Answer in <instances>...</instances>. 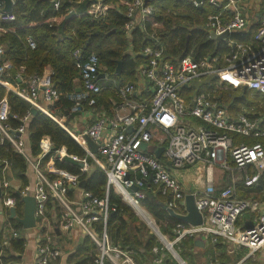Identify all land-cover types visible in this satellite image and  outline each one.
Listing matches in <instances>:
<instances>
[{
	"label": "built area",
	"instance_id": "1",
	"mask_svg": "<svg viewBox=\"0 0 264 264\" xmlns=\"http://www.w3.org/2000/svg\"><path fill=\"white\" fill-rule=\"evenodd\" d=\"M191 1L194 7L207 2L219 9L217 14L206 17L205 26L214 36L228 32L227 37L219 39L226 52L195 57L190 51L171 63L163 60L161 50L144 48L142 54L147 61L136 68L135 83L119 88L121 102L115 106L111 117L95 113L83 131H67L84 151L83 157L67 154L64 147L54 149L46 136L40 139L38 154H31L26 130L30 110L48 115L45 106L54 102L57 94L49 81L41 76H31L23 88L7 85L1 76L10 65L2 60L0 45V84L27 102L30 108L18 118V126L11 127L8 118L15 116L10 115L6 99H0V147L5 143L18 154L29 174L25 184L13 185L11 163L0 156V215L4 217L0 223L1 246L6 247L10 239L21 237L23 252L31 246L32 264H58L62 254L50 235L56 230H78L94 244L89 264H136L131 251L113 244L107 233L109 192L117 194L123 202L127 198L143 209L139 204L144 198L143 188L152 187L167 198L163 204L166 208L184 215L186 193L173 172L202 164L204 186L192 193L202 223L196 226L175 223L171 240L162 238L147 224L159 238V245L151 248L154 254L151 264H186L176 250V245L186 237H197L210 244L221 243L229 252L239 248H245L247 255L264 252V211L254 217L249 227L237 225L243 213L258 211V202L236 197L230 185L216 189L212 179L213 169L217 168L219 171H237L246 187L258 181L259 172L264 169V147L259 142L234 144L233 137H264V118L248 116L246 112L231 117L217 98L210 96L207 90H199L215 81L214 85L226 83L232 88L264 95V0ZM102 10L100 0H95L91 13L99 16ZM151 14L152 8L144 0H133L125 12L128 18L124 25L126 33ZM13 19L10 11H3L0 2V23ZM252 24H255L253 29ZM236 32L249 33L250 38L247 41L231 38L230 35ZM27 43L29 48L34 47L32 40L28 39ZM72 57L77 61L76 67L81 69L83 83L82 91L71 96L77 110L81 100H86L88 106L94 104L91 94L100 90L96 83L99 66L93 54L81 64L79 49L72 52ZM209 76L207 83L195 86L196 82ZM188 87H193L194 91L186 103L183 89ZM128 127L130 131H127ZM84 136L96 144L95 154L90 152ZM149 143L154 148H163L158 157L141 149L142 144L148 146ZM64 158L77 164L76 174L55 166V161L61 162ZM88 158L105 175L102 198L78 187L89 168ZM249 166L251 173L246 171ZM133 186L135 190H131ZM75 190L78 192L75 197L68 196V191ZM26 196L33 199L34 226L23 229L15 218H22V198ZM50 199L55 208L48 206ZM125 203L135 211L131 204ZM10 208L14 209L12 218H9ZM135 214L139 215L137 211ZM10 220L19 228H15ZM10 254L18 256L14 251ZM262 258L264 261V253ZM63 264L74 263L65 261Z\"/></svg>",
	"mask_w": 264,
	"mask_h": 264
},
{
	"label": "trees",
	"instance_id": "2",
	"mask_svg": "<svg viewBox=\"0 0 264 264\" xmlns=\"http://www.w3.org/2000/svg\"><path fill=\"white\" fill-rule=\"evenodd\" d=\"M132 1L100 0L103 10L99 16L91 13V5L95 0H15L12 3L10 13L14 19L0 23L2 60L10 65L1 78L9 86L23 88L31 76H40L48 66L51 70L50 85L57 94L55 101L45 106L48 115L37 110L27 123V144L31 154H38L40 139L46 136L54 149L64 147L67 154L83 157L85 153L65 129V121L85 111L93 115L101 112L111 117L115 106L121 102L119 88L135 83L136 68L147 61L142 54L144 48L161 50L163 60L171 63L190 51L195 57L226 52L223 41L211 38L205 26L206 17L219 11L214 5L204 2L201 6L194 7L191 0H144L152 8V14L141 24L136 23L126 33L124 25L128 18L125 12ZM70 11L74 13L68 16ZM254 27L255 24H252L251 29ZM230 37L247 41L250 34L236 32ZM28 39L34 42L33 48H29ZM75 49L80 50L81 64H84L89 55L96 56L99 66L96 83L100 87L98 93L91 94L94 104L88 106L86 100H81L77 110L74 109L71 96L82 91L83 83L81 69L76 67L77 61L72 57ZM118 62L120 71L116 74ZM212 87L203 86L199 90H207L212 95ZM193 89H183L186 103H189ZM2 98L7 101L10 115L15 116L9 117L8 122L11 127L18 126V118L30 109L28 103L0 84V99ZM216 98L222 100L220 102L224 103L231 117L244 112L248 116L264 117L263 94L242 89H226ZM58 120H61L60 124L57 123ZM255 142L264 147V137H233L234 144L251 145ZM0 156L11 163L15 175L25 184L24 160L5 143L0 147ZM87 161L89 168L81 177L85 180L83 189L102 198L105 175L91 159L88 158ZM54 164L72 174L78 171L77 164L69 158H64L61 162L55 161ZM246 171L251 173V167H247ZM236 185L237 191L244 188L245 194L242 196H247L249 192L261 193L264 191V169L259 172L258 181L254 185L246 187L242 181L235 182L234 186ZM143 189L144 198L140 200V205L154 218L159 225V231L171 239L172 228L179 221L171 218L163 209L162 205L167 198L153 191L152 187L144 186ZM71 195L68 191V196ZM48 206L55 208V203L50 199ZM108 206L110 210L106 230L112 243L128 248L136 264H151L154 257L151 248L159 245V241L148 234L142 224L135 223L132 213L112 191L108 194ZM10 222L15 228H19L12 220ZM22 242L20 237L10 239L6 247L0 245V264H11V260L17 258L10 251L21 255ZM193 245V238L182 239L176 245L178 255L185 257V249H190ZM203 250L211 261L215 260L213 255L217 254V262L214 264H233L245 251L240 248L236 252L228 253L225 245L221 243H207ZM93 254L94 244L84 236L75 245L68 259L74 264H89ZM243 264L257 263L248 257Z\"/></svg>",
	"mask_w": 264,
	"mask_h": 264
},
{
	"label": "crops",
	"instance_id": "3",
	"mask_svg": "<svg viewBox=\"0 0 264 264\" xmlns=\"http://www.w3.org/2000/svg\"><path fill=\"white\" fill-rule=\"evenodd\" d=\"M40 76L43 79H47L50 83V76H51L50 68L46 66ZM13 88H16V87H13ZM143 96H145V94ZM93 117H94L93 113L89 111H85L81 114H77L74 117L65 121L66 122L65 129L68 132H72V133L81 132L86 128L87 125H89ZM10 173H11L10 176H11L13 185L17 186L19 184H22V180L15 175V172L12 168H11ZM173 174L175 178L178 179L182 190L186 194H192L195 191H199L204 186L205 170L202 164H195L183 170L174 171ZM24 176L27 182L28 181L27 178L29 174L26 171L24 172ZM240 177H241V174H239L235 170L219 171L217 168H215L213 169V172H212L213 183L217 189H220L223 186L230 185L232 186L236 197L258 202L259 209L257 212L255 211L245 212L242 214V216L237 221L238 227L246 228V227H249L253 223V219L257 214H261L264 211V191H262L261 193L260 192H252V193L249 192L247 196H242V194L243 195L245 194L244 188H241V190L238 189L239 191H237L236 189L237 185L234 186L235 182L242 181ZM71 194H72L71 196L75 197V195H77L78 192L77 190H75L74 192H71ZM3 220H4V217L0 215V223ZM251 220H252V223L250 224ZM64 235H65V242H60L61 236H64ZM50 237H51V240H53V242L55 243V245L60 249V252L62 254V258L60 262H58V264H63V262L65 261L68 263H71V261H69L68 259L69 255L73 253L75 245L81 239L84 238V235L78 230H70L67 232L56 230L53 235H50ZM195 241H196V244H195ZM65 244H70V246H72L71 249H68V250L62 249L61 246ZM193 244H194L193 247L190 249H197L200 251H204L203 249L207 246L206 241L199 239L197 237L193 238ZM30 248L31 246L26 248V250H24V252H22L21 255L16 256L17 258L15 260H11L10 263L11 264H32V254H31ZM225 249H226V252L232 253V252H229V250L226 247ZM236 251H233V252H236ZM263 253L264 252L261 251V252H255L253 255H247V250H246V253L243 254L239 260H241V264H243V261L249 257L253 261H255L257 264H264V261L262 258Z\"/></svg>",
	"mask_w": 264,
	"mask_h": 264
},
{
	"label": "water",
	"instance_id": "4",
	"mask_svg": "<svg viewBox=\"0 0 264 264\" xmlns=\"http://www.w3.org/2000/svg\"><path fill=\"white\" fill-rule=\"evenodd\" d=\"M13 1H15V0H13ZM0 2H2V4H3V11L9 12L11 5H12V1L11 0H0ZM73 13H74L73 11H70L68 16L72 15ZM227 35H228L227 31L223 32L220 35H216V36H214L213 32L210 33V37L217 39V40L225 38V37H227ZM119 71H120V63L118 62L116 69H115V73L118 74ZM210 78L211 77L209 76L200 82H196L195 86L198 87L204 83H207ZM242 90L244 91L245 89L242 88ZM76 91H78V89H76ZM36 112H37L36 109L30 110L31 115H34ZM130 130H131V128L128 127L127 131H130ZM84 140H85L90 152L92 154H95L96 153V144L87 136H84ZM141 149L147 150V146L145 144H142ZM162 149H163L162 147H157V148L152 147V149L149 152L153 153L156 157H158L160 155ZM84 185H85V180L84 179L80 180L78 183V187L84 188ZM135 189H136L135 186L131 187V190H135ZM22 203H23V216H22V218H15V220L23 229H28V228H31L34 226V218H33V205H34V203H33V199H32V197H29V196L23 197ZM184 203H185V211H186V214H184V215H180V214L173 212L171 209L166 208L165 205H162V207L168 213V215L171 218H173L179 222H182V223H185V224H188L191 226L200 225L202 223V218H201L200 213L198 212V210L196 209V207L194 205L193 195L192 194H186L184 197ZM13 216H14V209L10 208L9 209V218H12ZM195 244H196V241H195Z\"/></svg>",
	"mask_w": 264,
	"mask_h": 264
},
{
	"label": "rangeland",
	"instance_id": "5",
	"mask_svg": "<svg viewBox=\"0 0 264 264\" xmlns=\"http://www.w3.org/2000/svg\"><path fill=\"white\" fill-rule=\"evenodd\" d=\"M215 82V81H214ZM214 82L213 84H209L208 86L209 87H212L213 89H211V93L212 95L210 96H213L214 98L218 97V95L220 94V92L222 90H226V89H231L232 91L238 89L239 91L241 90L240 88H232L231 86H229L228 84L226 83H222L221 85H217V83H215L214 85ZM245 91V90H244ZM209 92V91H208ZM210 93V92H209ZM222 101V100H220ZM222 103V102H221ZM224 105V103H222ZM227 112L229 113V111L227 110ZM259 113V112H258ZM230 114V113H229ZM260 114V113H259ZM263 117V116H262ZM264 118V117H263ZM159 135V133H157ZM153 147V144L152 143H149L148 146H147V151L149 152ZM217 172V171H216ZM218 173V172H217ZM235 174V173H234ZM236 175V174H235ZM234 175V176H235ZM120 201L122 202V204L124 206H126L127 209H129V211L132 213V215L134 216L135 218V223L136 224H142L145 229L144 230H147V233L148 234H151L154 238H156V240H158V236L156 235V233L154 232L153 229H151L150 226L143 218H141L139 215L135 214V211H133V209L131 207H129L125 202H123L121 199ZM140 204V203H139ZM141 206V205H140ZM142 207V206H141ZM134 208V207H133ZM143 208V207H142ZM135 209V208H134ZM143 210L148 214L149 216V219L151 221V223L154 225V228L160 233V235L162 236V238H166L168 240H171L170 237L166 236V235H163L160 231H159V225L155 222L154 218L151 216V214L149 212H147L144 208ZM256 215V213H255ZM150 226H148V225ZM60 242H65V235L64 236H61L60 238ZM72 246H70V244H65V245H62L61 248L62 249H71ZM240 249V248H239ZM238 249V250H239ZM177 250V249H176ZM186 253H185V257H182L184 258V262L186 264H214L216 263L217 261V254L213 255V257H215V260L214 261H211L208 259V256L207 254L205 253V251H200V250H197V249H185ZM246 253V250L244 251V254ZM239 260H236L233 264H237ZM241 264V263H239Z\"/></svg>",
	"mask_w": 264,
	"mask_h": 264
},
{
	"label": "bare ground",
	"instance_id": "6",
	"mask_svg": "<svg viewBox=\"0 0 264 264\" xmlns=\"http://www.w3.org/2000/svg\"><path fill=\"white\" fill-rule=\"evenodd\" d=\"M124 200H125V202L131 204L132 207L135 208V210L137 211V213L139 214V216H140L141 218H143V219H144V220H145L150 226L153 225V224H151V221H150V219H149L148 214H147L143 209H140V208L137 207L136 205H134V204H132L131 202H129V200H128L127 198H125ZM152 228H154V227L152 226Z\"/></svg>",
	"mask_w": 264,
	"mask_h": 264
}]
</instances>
